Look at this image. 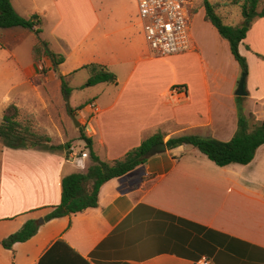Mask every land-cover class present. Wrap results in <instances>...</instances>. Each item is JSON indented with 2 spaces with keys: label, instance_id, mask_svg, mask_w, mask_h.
<instances>
[{
  "label": "crops",
  "instance_id": "0c3cea01",
  "mask_svg": "<svg viewBox=\"0 0 264 264\" xmlns=\"http://www.w3.org/2000/svg\"><path fill=\"white\" fill-rule=\"evenodd\" d=\"M12 3L20 15L39 17L40 32L0 27V124L11 104L37 116L58 106L51 92L53 86L62 92L61 75L70 77V104L102 160L124 157L157 132L165 140L197 135L229 141L238 128L239 104L264 120V17L251 23L239 46L249 69L247 94L237 99L241 66L211 22L205 20L195 36L192 15L194 48L161 57L146 41L138 0ZM39 38L64 58L61 64L44 51L37 58ZM92 62L113 70L117 83L102 82L81 94L76 75ZM177 85L186 94L173 95ZM76 127L70 139L89 153ZM49 134L51 143H67ZM75 141L62 149L0 150V256L8 253L9 264H39L45 256L48 264H264V144L250 163L225 166L190 145L162 148L103 184L98 206L45 221L61 202L63 178L86 173L92 164ZM30 219L40 223L37 233L4 248L1 240ZM58 240L70 249L49 251Z\"/></svg>",
  "mask_w": 264,
  "mask_h": 264
},
{
  "label": "trees",
  "instance_id": "16d2710c",
  "mask_svg": "<svg viewBox=\"0 0 264 264\" xmlns=\"http://www.w3.org/2000/svg\"><path fill=\"white\" fill-rule=\"evenodd\" d=\"M240 2V0H236ZM205 9L204 19L211 22L219 31L220 35L229 41V46L239 62L242 75H247L249 66L246 57H244L239 46L247 36L251 23L258 18L264 17V0H243L241 7L242 22L235 24L228 21L217 10V4L211 0H203ZM13 6L12 0H0V27L10 28L14 26H23L35 30L40 29L39 17L33 14L30 17L20 15ZM46 42L39 38L34 46V52L38 59L41 51L53 58L55 65L61 64L64 58L54 52L45 49ZM89 71V77L81 88L94 86L102 82L117 83V74L107 65L92 62L83 66ZM70 77L61 75L62 91L64 94H71L69 86ZM243 98L238 96L237 99ZM238 128L229 141H222L215 138L201 137L197 135H187L178 138L165 140V135L157 132L146 139L140 145L130 149L124 157L115 160H102L94 150L93 140L88 137L83 129L79 139L85 142L89 149L92 164L86 173H72L65 176L62 180V198L58 205L53 206V210L45 217V221L53 218L62 217L78 212L85 211L88 208L96 207L99 204V193L103 184L107 181L122 177L133 171L140 165H143L152 155L157 154L165 145L167 149L183 145H190L199 149L207 155L209 159L219 166H225L231 163L247 164L254 157L257 149L264 144V120L257 121L254 114H246L243 106L238 105ZM21 109L15 105H9L3 115L0 125V150L3 147H43L48 149H62L71 143L54 144L51 136L48 134H39L35 132L27 119L21 120ZM37 219H30L16 232L1 240V244L6 249H12L17 242H23L34 236L40 225ZM63 245L70 249L65 241L58 240L49 251H54ZM48 251V252H49ZM52 253V252H51ZM75 255L80 257L77 253ZM46 257V256H45ZM43 257L39 264H48ZM81 258V257H80ZM55 264H61L58 261Z\"/></svg>",
  "mask_w": 264,
  "mask_h": 264
},
{
  "label": "built area",
  "instance_id": "2783aa9c",
  "mask_svg": "<svg viewBox=\"0 0 264 264\" xmlns=\"http://www.w3.org/2000/svg\"><path fill=\"white\" fill-rule=\"evenodd\" d=\"M193 0H138L139 17L142 21L147 43L156 56H169L185 53L194 48L191 33ZM44 69L43 65H40ZM183 85L172 87L173 95L186 94ZM94 110H100L92 104ZM87 151L81 152V157H88ZM75 157V155H74ZM201 264H211L208 259Z\"/></svg>",
  "mask_w": 264,
  "mask_h": 264
},
{
  "label": "rangeland",
  "instance_id": "374dc122",
  "mask_svg": "<svg viewBox=\"0 0 264 264\" xmlns=\"http://www.w3.org/2000/svg\"><path fill=\"white\" fill-rule=\"evenodd\" d=\"M217 4V10L218 12L224 16V18L228 21H234L238 20L239 23L241 17V7L240 4L243 2V0H240V2H236V0H211ZM191 12L193 15V23H192V31L195 36H199V34L202 31V24L205 21L204 15H205V9L203 7V0H193V4L191 7ZM3 50H0V52ZM89 71L88 70H81L76 75L75 84L83 85L87 78H88ZM88 88H83V90H79V93L85 94L89 93ZM63 92V91H62ZM62 92L60 90L57 91L55 87L53 86V91L51 92V97L55 101H59V105H49L48 109L43 108L41 109V113H39V116L31 113H21L20 119L25 120L27 119L29 121V124L31 125L32 129L35 132H38L39 134H49V130H51V134L54 135V139L57 142H60V140H66V142H74L76 145V151L81 152L83 149V143L79 141L77 138L70 139L71 136L75 134V130L73 128V125L76 126L73 116L69 113L66 100L64 99V95L62 96ZM66 98V95H65ZM73 107V106H72ZM73 108V113H74ZM76 119L80 120L78 116L74 113ZM68 125V131L65 129V126ZM1 125V124H0ZM64 125V128H63ZM51 127V128H50ZM56 128H59L57 130ZM78 128V127H76ZM80 129V128H78ZM50 135V134H49ZM80 137V134H79ZM70 139V140H69ZM69 140V141H68ZM51 143V142H50ZM0 250H3V248H0ZM0 259L4 263L9 264V255L6 252H2Z\"/></svg>",
  "mask_w": 264,
  "mask_h": 264
},
{
  "label": "water",
  "instance_id": "95a60500",
  "mask_svg": "<svg viewBox=\"0 0 264 264\" xmlns=\"http://www.w3.org/2000/svg\"><path fill=\"white\" fill-rule=\"evenodd\" d=\"M245 76H246V75L243 74V75L241 76V78H240L239 86H238V89H237V91H236V94H237L238 96H243V95H246V94H247V91H246V77H245ZM66 100H67V103H66V104L68 105V111H69V113L73 116L76 126H77L78 128L83 127L84 125H83L78 119H76V117H75V115H74V113H73V108H72V106H71V104H70V98H69V95H66ZM162 148L166 149V146L163 145V146L161 147V149H162ZM42 221H43V220H42Z\"/></svg>",
  "mask_w": 264,
  "mask_h": 264
}]
</instances>
